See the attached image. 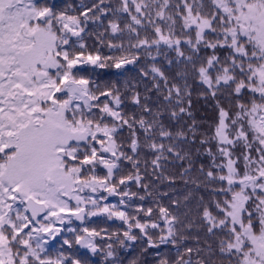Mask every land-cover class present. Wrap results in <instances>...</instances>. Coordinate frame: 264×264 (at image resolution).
I'll use <instances>...</instances> for the list:
<instances>
[{
  "label": "snow or ice",
  "instance_id": "snow-or-ice-1",
  "mask_svg": "<svg viewBox=\"0 0 264 264\" xmlns=\"http://www.w3.org/2000/svg\"><path fill=\"white\" fill-rule=\"evenodd\" d=\"M0 264H264V0H0Z\"/></svg>",
  "mask_w": 264,
  "mask_h": 264
}]
</instances>
